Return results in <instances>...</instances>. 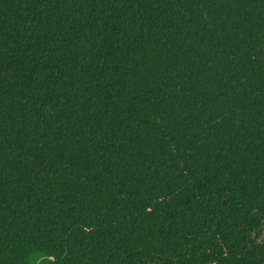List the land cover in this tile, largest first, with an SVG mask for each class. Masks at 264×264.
<instances>
[{
	"label": "trees",
	"instance_id": "16d2710c",
	"mask_svg": "<svg viewBox=\"0 0 264 264\" xmlns=\"http://www.w3.org/2000/svg\"><path fill=\"white\" fill-rule=\"evenodd\" d=\"M0 264H264V0H0Z\"/></svg>",
	"mask_w": 264,
	"mask_h": 264
}]
</instances>
